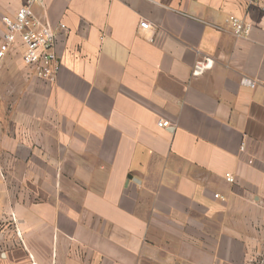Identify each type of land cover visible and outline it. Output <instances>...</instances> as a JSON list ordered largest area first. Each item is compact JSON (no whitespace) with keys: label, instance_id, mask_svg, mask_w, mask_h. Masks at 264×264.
Masks as SVG:
<instances>
[{"label":"crops","instance_id":"1","mask_svg":"<svg viewBox=\"0 0 264 264\" xmlns=\"http://www.w3.org/2000/svg\"><path fill=\"white\" fill-rule=\"evenodd\" d=\"M23 3L0 0V43ZM34 9L67 29L53 80L20 40L0 59V264L263 262L264 0Z\"/></svg>","mask_w":264,"mask_h":264},{"label":"built area","instance_id":"2","mask_svg":"<svg viewBox=\"0 0 264 264\" xmlns=\"http://www.w3.org/2000/svg\"><path fill=\"white\" fill-rule=\"evenodd\" d=\"M41 3L42 0H24L23 5L17 9L14 15L3 17L5 33L0 43V59L4 58L12 49H15L20 40L23 63L33 68L36 76L53 80L61 68L60 60L55 51L56 36L58 29L64 31L67 26L60 23L57 29L48 21H43L38 17L34 7ZM228 21L234 34L238 37L248 36L252 29L250 22L239 17L230 16ZM140 27L149 29L151 25L148 21H141ZM209 67H211V63L208 60L200 61L195 65L193 74L200 75ZM242 83L250 87L256 85L254 80L247 77L242 79ZM158 125L169 127L170 123L161 119ZM225 178L230 183L235 181V177L230 172L225 174ZM215 196L219 197V194Z\"/></svg>","mask_w":264,"mask_h":264},{"label":"rangeland","instance_id":"3","mask_svg":"<svg viewBox=\"0 0 264 264\" xmlns=\"http://www.w3.org/2000/svg\"><path fill=\"white\" fill-rule=\"evenodd\" d=\"M258 264H264V262H262V261H259V263Z\"/></svg>","mask_w":264,"mask_h":264}]
</instances>
